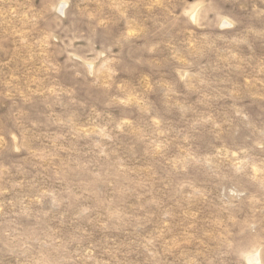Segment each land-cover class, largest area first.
I'll list each match as a JSON object with an SVG mask.
<instances>
[{"label": "rangeland", "instance_id": "1", "mask_svg": "<svg viewBox=\"0 0 264 264\" xmlns=\"http://www.w3.org/2000/svg\"><path fill=\"white\" fill-rule=\"evenodd\" d=\"M0 264H264V0H0Z\"/></svg>", "mask_w": 264, "mask_h": 264}]
</instances>
